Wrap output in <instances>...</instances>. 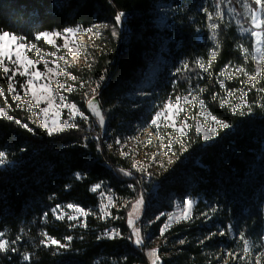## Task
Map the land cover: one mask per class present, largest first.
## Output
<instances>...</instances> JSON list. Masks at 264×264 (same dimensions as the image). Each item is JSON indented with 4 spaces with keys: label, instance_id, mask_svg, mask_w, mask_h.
Masks as SVG:
<instances>
[{
    "label": "trees",
    "instance_id": "trees-1",
    "mask_svg": "<svg viewBox=\"0 0 264 264\" xmlns=\"http://www.w3.org/2000/svg\"><path fill=\"white\" fill-rule=\"evenodd\" d=\"M163 1L173 9L169 29H159L156 25V0H0V29L25 35L29 40L35 31L43 28L108 25L95 39L96 46L85 52L87 65L69 69L77 81L76 90L65 93L66 101L85 111L87 122L76 117L78 128L49 137L42 130L33 135L0 119V150L6 152L10 161L0 168V231L6 233L5 239L9 241L18 235L22 237L16 245L17 253H0V264H148L143 247L130 240L96 239L111 228L120 229L124 237L130 234L127 214L140 194L145 198L143 214L147 221L171 210L164 201L167 197L180 200L187 196L195 200L191 217L164 233L162 239L166 244L159 247L163 264H254L257 252L264 253L261 247L264 241L259 239L264 236V91L254 88L248 92L246 99L252 111L244 109L245 115L221 107V99L227 92L234 93L229 98L234 101L242 87L241 80L247 79L237 76L228 80L221 72L225 64H229L230 72L237 66H244L249 74L254 71V60L250 56L245 62L237 47L243 43L252 51L253 39L239 34L234 22L226 18L218 21L220 55L209 72H204L195 61L202 59L206 64L208 50L214 44L207 35L201 38L197 35L198 28L206 21V13L201 9L213 11L211 0ZM119 11L126 13L125 38L119 26V35H111ZM38 46L43 51L53 50L42 41ZM157 53L161 60L157 61ZM184 62L188 63V69H183ZM156 64L159 68L151 73ZM177 68H181L179 73ZM101 75L106 78L97 97L105 115L104 129L87 112L90 95L85 96ZM16 79L19 90L23 79ZM219 80L225 81V88L220 87ZM81 82L85 83L84 88L79 87ZM0 86L5 89L12 108L9 114L35 129L30 114L26 109L16 108L17 102L7 93L2 71ZM243 88L247 92L249 86L245 84ZM256 88L264 89V81H257ZM189 92L198 95L207 111L228 121L231 128L223 130L208 144L196 133L195 122L189 123L188 119L190 128L184 148L181 149L179 142L173 145L177 161L169 174L152 178L136 172L130 156L121 155L122 150L128 149L122 145L131 141L135 144L136 140L130 138L136 135V127H147L151 116L168 97L175 100L177 95ZM4 106V98L0 97V107ZM198 107L196 103L191 115L196 114ZM171 132L166 129L160 135L168 138ZM117 140L121 143L117 144ZM120 169L131 171L132 175L125 176ZM76 172L84 175V179L76 180ZM100 182H103L101 189L90 190ZM129 184L135 188H129ZM108 189L115 198L114 206L106 209L111 215L98 218L108 205L100 193L107 195ZM69 203L91 213L87 217L76 215L87 227H69L76 222L66 217L56 220L51 214V208L57 204L68 215L76 214L66 207ZM212 207L217 208L214 214L210 212ZM45 212H48L46 220L42 219ZM201 213L209 216L206 218ZM164 220L165 216H160L153 221L148 228L149 236L159 234ZM229 224L234 226L233 234L219 235L221 229L227 232ZM45 231L62 242H65L63 237L72 236L71 250L57 253L54 247L41 246L39 241ZM241 231L253 244L250 255L243 252ZM209 233L216 235L205 240ZM180 240L185 243L181 245ZM225 251L246 255L247 260H225ZM25 252L31 255L30 262L22 261Z\"/></svg>",
    "mask_w": 264,
    "mask_h": 264
},
{
    "label": "snow or ice",
    "instance_id": "snow-or-ice-1",
    "mask_svg": "<svg viewBox=\"0 0 264 264\" xmlns=\"http://www.w3.org/2000/svg\"><path fill=\"white\" fill-rule=\"evenodd\" d=\"M231 0H229V5ZM243 8L245 9L244 20H250V27H244L240 19L236 20L237 31L240 34L249 33L250 37L254 39L255 43L252 44V51H249L248 47H245L243 43L239 44L237 47L245 62L249 60V57L254 60L255 67L254 71L249 74L244 66L235 67L233 72L229 71V64H225L221 75L226 76L228 80H234L237 76L247 77L246 80H241L242 87L239 90L236 99L233 101L229 99L234 95L233 92H227V95L221 99V107L227 106L233 114L245 115L244 109L248 112L252 111V105L247 101L248 92L252 91L254 88L257 91H264V89L256 88L257 81H264V0H243ZM201 11L205 12L207 15L208 28L211 32L209 39L213 42L214 47L208 50V59L205 64L202 59H197L195 61L196 66L204 72H209L212 65L216 62L218 56L220 55L221 44L217 38V29L220 27L216 20H222L224 12L221 10V4L218 2L215 6V12L209 11L208 8H202ZM235 8L229 6L228 12L234 13ZM126 13L124 11H119L115 14L114 21L115 24L112 26L111 35L117 37L119 32L117 31V26L124 23ZM102 28H108L107 24H94L89 27H84L83 25L74 26H64L62 28H43L37 30L32 34V39L29 40L25 35H18L15 32L0 29V71H2L4 78L7 81V93L10 94L11 100L16 103V108L26 109L30 114V123L35 125V129L29 126V123L23 122L21 119L16 118L14 115H10L9 111L12 110L8 99L5 96V89L0 86V97L4 98V107H0V119L6 120L8 122L14 123L20 128L24 129L28 133L36 135L37 130H42V134L49 137L63 133L68 129L78 128L79 125L74 122L76 117L87 122L89 117L78 108L76 103L66 102L67 97L62 93H72L76 90L77 77L73 75L68 69L75 65L77 60L85 55L88 45H85L83 40L80 39L81 36L87 35L90 40H94L97 36L101 34ZM43 42V45L51 46L54 51H43L41 46H38L39 42ZM29 53H33L36 59L29 56ZM63 53V54H60ZM47 57V58H46ZM43 65V70H40L37 65ZM183 69H188L189 65L184 62L182 65ZM181 68H177L176 72L179 73ZM17 77L23 78V81L19 83V90L17 89ZM105 75L99 77V81L94 87L91 88L90 94L85 93V96H91L87 99L86 109L93 116H95L99 124L103 125L105 123V115L102 112L101 105L97 103V93L102 86V82L105 80ZM71 83H70V82ZM221 88H225V81L219 80ZM248 85V91L246 92L243 85ZM85 83L81 82L79 84L80 88H84ZM23 92V96L21 95ZM203 90L201 89V92ZM227 91V90H226ZM216 98V94H214ZM196 103L200 105V111L198 116L203 119H195V131L199 137L205 142L212 140L213 138L220 135L223 130L230 129L231 124L223 119L217 118L211 112L207 111L205 108V102L200 99L198 95H193L191 92L183 96L177 95L175 100L170 96L167 100L163 102L162 107L154 112L149 121V128H155L156 137L163 142L165 136L160 135L162 126L166 129H172V132L168 134L167 144L164 145V152L166 155L174 154L171 152L173 145L177 142L180 143L181 149L184 148V138L188 136V131L190 125L188 123V117L185 116L183 121L177 124L181 113H186L187 106L194 107ZM7 109V110H6ZM61 109H67L69 119L61 120ZM130 139H135L130 138ZM153 139V133L149 132L147 136L148 142ZM117 144L121 141L117 140ZM23 151V149H22ZM121 155L127 156L128 153L121 151ZM10 161L7 159V154L5 151L0 150V166H5ZM132 168L138 171H146L145 168L141 166L140 161H134ZM120 171L125 176H131V171L125 169H120ZM150 175V173H149ZM76 180L84 179V175L80 172L74 173ZM103 182L97 183L90 190L95 192L102 188ZM70 185H66V188H70ZM129 188L134 189L135 186L132 184L128 185ZM111 189H108V194L101 192V197H104L108 201V205L104 206L100 217L107 218L111 215L106 209L108 206L113 205L114 196L111 194ZM52 197H50L51 199ZM183 215L177 217V221L183 219L188 220L190 218V213L192 209L191 199H185L183 202ZM145 205V198L143 194H140L135 199L132 204V212L128 213L127 225L130 229V234L124 237L120 229L111 228L105 229L100 235L96 237L98 241H116L118 239L125 238L130 240L137 247L142 248L146 239L145 234L142 232L141 227L138 226L137 222L139 217L134 218L136 211H139ZM68 209H74L76 213L82 214L83 217H87L91 213L87 212L85 209L74 204H67ZM211 213H216L217 208L212 207L210 209ZM51 214L56 220H64L65 217L68 221H75L76 223L69 224V227H75L79 225L80 227H87L86 222L79 216L68 215L62 208L60 204L55 205L51 208ZM161 213L160 216H163ZM202 216L206 218L209 213H201ZM160 216L156 219L159 220ZM48 217V212H45L42 219L46 220ZM114 219H120V217H113ZM169 220L171 216L169 215ZM153 221H148V224H152ZM171 225L166 222L164 226L160 228V235L163 236L165 231ZM233 225H228L227 232L223 229L219 230L221 236L226 235L233 230ZM6 233L0 231V253H17L18 248L17 243L22 239L21 236H17L14 240L5 239ZM216 233H209L205 237V240H210ZM43 238L40 239L39 244L46 249L55 248L57 253L60 250L64 252H69L70 242L73 240L72 236H65L62 242L60 239L49 235L48 232H42ZM239 239L243 242V252L245 254H251L253 250V244L250 243L248 239L245 238V233L241 231L239 233ZM260 241H264V236H261ZM179 243L183 245L184 240H180ZM201 244L204 241H200ZM264 248V243L261 244ZM158 249H151L147 255L151 260V264H163L161 256L158 254ZM228 255L233 260L245 261L247 260L246 255L237 256L235 252L228 253ZM32 259L29 253L22 254L23 262H30ZM127 260V257H125ZM254 264H264V253L257 252Z\"/></svg>",
    "mask_w": 264,
    "mask_h": 264
},
{
    "label": "rangeland",
    "instance_id": "rangeland-1",
    "mask_svg": "<svg viewBox=\"0 0 264 264\" xmlns=\"http://www.w3.org/2000/svg\"><path fill=\"white\" fill-rule=\"evenodd\" d=\"M218 2L221 4V10L224 12L223 19L226 18V19H228V21L230 20V21L234 22L236 26H237L236 20L240 19L241 22L243 23L244 27H250L251 26L250 25V20L249 21H245L244 20L245 9L243 8V0H231V4L230 5H229V0H211V6L213 7V9H212L213 11L212 12H215V6H216V4ZM229 6L235 8L236 11L234 13H229L228 12ZM172 11H173V9H172V7L170 6L169 3L164 2L163 0H156L155 12L157 13V16L155 18V22H156V25H157V27L159 29H169L170 28L171 16H172V13H173ZM218 21H220V20H216L215 22L218 23ZM204 23L205 24L201 28H198V35L197 36H198V38H201L203 36V34H205V35H207V37L209 39V36L211 35V32H210V30L208 28V24L210 23V21H208L207 15H206V21H204ZM125 25H126L125 21H124V23L119 25L122 38H125L126 35H127V33H126L127 26H125ZM217 33H218V30H217ZM241 35L250 37L249 33H244V34H241ZM98 37L99 36H97L95 39H97ZM80 39L83 40L85 45H88V47L86 49V52L90 48H92V47L94 48L96 46L95 39L94 40H90L87 35L81 36ZM253 43H255L254 39H253ZM49 51H54V49L53 50H49ZM45 52H47V51H45ZM29 54H31V55H29L31 58L36 59V57H35V55L33 53H29ZM60 54H63V53H60ZM157 57H158V53H157ZM87 60L88 59H87L86 53H85V55H82L77 60L75 65L72 66V67L85 66V65H87ZM158 60H161V56L160 55H159L157 61ZM37 67L40 70H43V65L42 64L41 65H37ZM158 68H159L158 64L153 66V68L151 69V73L153 71H156ZM65 93L66 92L62 91L61 94L65 95ZM22 94H23V92H22ZM143 95H146V94H143ZM89 98H91V96ZM193 108L194 107H192V106H187L186 113H181L180 114V117H179V120L177 121V124H179L181 121H183L185 116H187L189 118V123H190V121L195 122V119H197V118L201 119L202 122H203V119L198 116V113L200 111V105L198 107V110H196L197 112H196L195 115H191V113H190V111ZM64 115H66L69 118L67 109H61V116H60L61 120H64V117H63ZM136 129H137V132H136V135L134 136V138L136 140V142L134 141L135 144L132 143V141H131V142L124 143L122 145L123 148H128L127 150L126 149L125 150H126V153H128V155L130 156V160H131L132 164H133L134 161L138 160V161L141 162V166L146 169V171L142 172V171H138L137 169L134 168L136 170V172H138V173H140L142 175L148 176V177L150 176L152 178L169 174V172L174 168V166L176 164L175 161H177L176 152L174 150L175 149L174 146H173V148L171 150V152L174 153V154L170 153V154L166 155L163 149H164V145L167 144L168 138H165V140L163 142H161L156 137V132L154 131L155 128H149V126H147V127L146 126H143V127L137 126ZM163 130H166V128H164L162 126L161 132H163ZM170 130H172V129H168L169 132H171ZM149 132L153 133V139H152L151 142H148V140H147V136H148ZM212 140H210V141H208L206 143L209 144V142H211ZM2 167L3 166H0V168H2ZM149 173H150V175H149ZM185 199H191V201H192V209H191V211H192L193 207L195 205V200H193L192 198H189L187 196L181 198L180 200H176V199H173V198H170V197L169 198L167 197L164 200L166 202V204L170 205L171 210L164 213L163 216H165V220H164V223L162 224V226H164V224L166 222H168L171 225L169 228H171L172 225L177 224L178 222H181V221H185L183 219L177 221V217L183 215V203L182 202ZM106 203L108 204V201ZM111 206L113 207L114 203ZM145 208H146V203H145V205L143 206V208L141 210L135 212L134 218L135 217H139V220H138L137 224H138L139 227H141L142 232L146 236V239H145V242H144V245H143V250H144L143 252H144V255H145L146 259H147L148 264H151V260L148 257L147 253L153 248H157L159 250V247L161 245L163 246L164 244H166V242H165V240L162 239L163 236L160 235V231H159V234L157 236H152V237L149 236L148 228H149V226L151 224H148V221L144 217L143 213L145 212ZM71 210H73L72 211L73 213H76L74 209H71ZM132 211H133V209L130 210V212H132ZM191 214H192V212L190 213V217H191ZM70 215L76 216L77 213L76 214H70ZM169 215L171 216V220H169ZM157 216H160V215H157ZM156 220H157L156 218L153 219L154 222ZM169 228L166 231H168ZM218 234H219V232H218ZM232 234L233 233L230 232V235H232ZM228 253L229 252H226V251L223 253V258L225 260L232 259L228 255ZM158 254H159V251H158ZM163 254L165 255V253H163ZM159 255L162 256L161 254H159ZM232 261H234V260L232 259Z\"/></svg>",
    "mask_w": 264,
    "mask_h": 264
},
{
    "label": "water",
    "instance_id": "water-1",
    "mask_svg": "<svg viewBox=\"0 0 264 264\" xmlns=\"http://www.w3.org/2000/svg\"><path fill=\"white\" fill-rule=\"evenodd\" d=\"M87 103V102H86ZM97 103L99 104V105H101L100 103H99V99H98V97H97ZM102 108V107H101ZM87 110V109H86ZM88 112V111H87ZM89 114H90V116H92V117H94V118H96L95 116H93L90 112H88ZM97 119V118H96ZM100 125V128H102V129H104V127H105V125H106V122L103 124V125H101V124H99Z\"/></svg>",
    "mask_w": 264,
    "mask_h": 264
}]
</instances>
